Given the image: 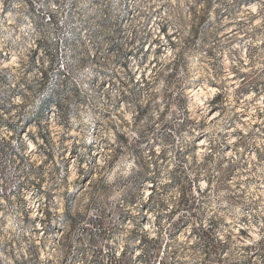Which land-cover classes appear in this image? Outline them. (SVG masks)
<instances>
[{"label": "rangeland", "instance_id": "1", "mask_svg": "<svg viewBox=\"0 0 264 264\" xmlns=\"http://www.w3.org/2000/svg\"><path fill=\"white\" fill-rule=\"evenodd\" d=\"M0 264H264V0H0Z\"/></svg>", "mask_w": 264, "mask_h": 264}]
</instances>
